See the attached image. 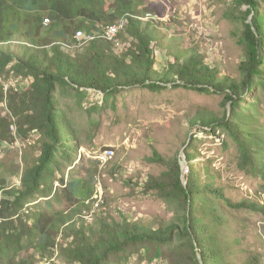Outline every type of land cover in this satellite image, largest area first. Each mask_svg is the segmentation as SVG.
Listing matches in <instances>:
<instances>
[{
    "label": "trees",
    "instance_id": "obj_1",
    "mask_svg": "<svg viewBox=\"0 0 264 264\" xmlns=\"http://www.w3.org/2000/svg\"><path fill=\"white\" fill-rule=\"evenodd\" d=\"M262 2L234 0L243 21L239 43L245 57L238 80L220 77L196 49L173 53V61L162 72L156 70L160 38L153 26L158 21L145 18L163 13L140 0H0V105L7 103L10 113L0 118V144L15 142L13 124L20 138L39 135L36 144H30L37 146L39 155H24L20 186H8L0 176V264H42L55 253L63 264L125 263L140 253L150 261L163 258L169 264H264V248L254 250L247 244L253 226L241 221L245 231L240 232L230 218L243 210L264 217V203L232 201L210 175L202 183L192 164L195 157L188 152L186 159L181 154L166 160L154 151L152 163L162 164L166 171L149 176L144 184L146 194L154 193L174 208L172 223L154 228L120 221L101 204L95 223L89 222L82 214L90 210L92 192L82 179H66L62 162H73V152L80 147L78 133L56 97L60 88L82 98L90 90L108 98L134 88L223 94L222 116L201 115L191 125L206 127L213 135L228 134L243 168L264 179V130L253 128L251 118L239 110L256 84L264 87ZM115 26L121 29L110 40L106 32ZM79 31L93 39L79 40ZM10 77L29 80V87L7 89ZM58 181L60 192L55 187ZM50 197L62 199L69 212L49 214L34 204ZM262 237L257 234L255 239Z\"/></svg>",
    "mask_w": 264,
    "mask_h": 264
},
{
    "label": "rangeland",
    "instance_id": "obj_2",
    "mask_svg": "<svg viewBox=\"0 0 264 264\" xmlns=\"http://www.w3.org/2000/svg\"><path fill=\"white\" fill-rule=\"evenodd\" d=\"M140 1L145 6L158 7L164 16V20L158 21V26H153L160 38L155 47L156 70L162 72L173 61V53L196 49L209 66L219 70L220 77L240 79L239 66L245 60L239 43L243 21L234 0ZM259 10L264 12L263 2L259 3ZM120 48L116 49L121 51ZM29 84V80L10 77L6 88L23 91ZM56 97L78 133L80 147L73 152V162L65 159L62 162L66 167L65 178L82 179L92 192L90 203L86 202L90 210L82 214L89 222L96 221L101 207L117 220L140 222L154 228L174 221V208L154 193L146 194L144 191L149 176H160L166 171L162 164L152 163L154 151L166 160L181 154L186 159L188 152L195 157L192 164L202 176V183L209 181L210 175L215 185L223 189L225 196L232 201L257 200L264 203V179L243 168L234 140L222 131L213 135L206 127L191 125V121L201 115L222 116L226 109L223 94L171 87L160 92L134 88L108 98L90 90L82 98L75 91L60 88ZM244 100L239 110L245 118H251L249 123L253 128L264 130V87L256 84ZM227 108L229 110V106ZM8 116L7 103L1 104L0 118ZM13 125L11 136L16 138L15 142L0 144V176L8 186H20L24 155H39L37 146L30 145L36 144L39 135L34 132L26 139L20 138ZM109 150L114 156L106 162L104 158ZM187 166L185 164L186 171ZM55 187L61 191L60 181ZM2 197L0 193V199ZM100 197L102 201L98 204L96 201ZM34 204L49 214L69 212L62 199L39 198ZM230 218L233 228L240 232L245 231L241 221L253 226L247 244L254 250L264 248V217L261 214L243 210L233 212ZM257 234L263 237L255 239ZM31 254L36 255L33 250ZM57 256L55 253L53 259L44 260L42 264L47 261L63 264ZM113 264H169V261L163 258L150 261L140 253L125 263Z\"/></svg>",
    "mask_w": 264,
    "mask_h": 264
},
{
    "label": "bare ground",
    "instance_id": "obj_3",
    "mask_svg": "<svg viewBox=\"0 0 264 264\" xmlns=\"http://www.w3.org/2000/svg\"><path fill=\"white\" fill-rule=\"evenodd\" d=\"M164 17V16H163ZM163 17H156L154 16L153 14H147V17L145 18V20H148V19H151V18H155L154 20H157V21H161V20H164ZM121 27L120 26H115V27H112V28H109L106 32V36L108 39L112 40L116 37V35L118 34V32L120 31ZM77 38L80 40V39H89V41H91L93 38H87L86 35L82 32V31H79L77 33ZM114 156V153L113 151H107L106 154H105V161L108 162L110 161ZM95 211V210H94ZM85 213V212H84ZM86 214V213H85ZM90 214V213H89ZM88 214V215H89ZM92 214V212H91ZM91 214L89 215V217L91 218ZM87 217V216H85ZM88 219V218H87Z\"/></svg>",
    "mask_w": 264,
    "mask_h": 264
}]
</instances>
